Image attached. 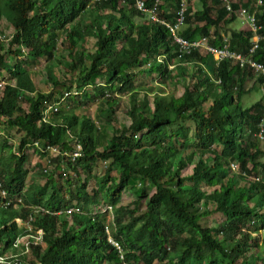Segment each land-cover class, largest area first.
Here are the masks:
<instances>
[{
    "label": "trees",
    "instance_id": "1",
    "mask_svg": "<svg viewBox=\"0 0 264 264\" xmlns=\"http://www.w3.org/2000/svg\"><path fill=\"white\" fill-rule=\"evenodd\" d=\"M199 1L200 9L188 6L181 34L187 38L207 35L210 42L220 44L225 24L229 46L247 52L252 31L226 27L234 11L227 10L222 0ZM178 2L163 0L158 13L171 18ZM243 5L254 9L256 0ZM237 7L234 3L233 8ZM82 13H87L86 18L81 19ZM136 15L143 13L132 2L118 6V0L0 3V27L5 17L13 28L6 52L16 58L9 62L0 54V71L3 68L9 75L0 94V115L22 132L20 146L29 139L43 145L59 143L67 149L74 138L82 144V155L64 160L75 173L73 188L50 184V191L45 185L26 190L29 153L16 155L11 150L13 164L0 163V178L9 195L23 197L17 207L0 205V253L12 250L22 230L15 218H25L32 205L57 210L75 203L86 213H35L33 225L42 228L43 242L31 245V254L24 258L41 264H120L118 250L104 230L105 212H89L93 206L111 204V234L122 246L126 261L264 264V253L256 256L249 250L256 246L264 226V96L246 106L242 103L249 90L246 81L254 77L259 86L263 77L230 59L216 63L203 49L178 59L167 27L146 18L136 21ZM255 15L260 38L252 57L264 61V0ZM60 33L61 45L70 57L68 68L78 78L74 85L78 92L65 98H70L73 107L101 96L106 103L101 113L111 125L118 102L115 92L129 93V123L120 128L111 125L114 131L108 138L89 114H78L75 108L67 111L59 106L50 121L42 118L43 100L52 92L37 90L24 65L39 57L52 59ZM89 38H93V48L88 49ZM170 63L175 66L169 68ZM137 66H146V72H155L163 81L182 82V93L155 92L151 99L147 92L138 93L134 87ZM48 76L57 83L51 71ZM66 88L70 90L71 85ZM261 128L263 138L258 135ZM61 160L53 157L55 168H60ZM98 160L108 163L102 174L93 175ZM231 161H237L247 175L262 173L263 177L246 178L232 171ZM189 164L191 172L183 174ZM114 165L118 175L111 173ZM82 170L88 173L80 180ZM90 176L94 180L88 190ZM133 176H139L144 185L131 204L122 205V191ZM147 185L154 188L151 193ZM213 211L223 213L224 219L213 225L203 222Z\"/></svg>",
    "mask_w": 264,
    "mask_h": 264
},
{
    "label": "rangeland",
    "instance_id": "2",
    "mask_svg": "<svg viewBox=\"0 0 264 264\" xmlns=\"http://www.w3.org/2000/svg\"><path fill=\"white\" fill-rule=\"evenodd\" d=\"M5 0H0V3L3 5ZM188 6L190 5V8L193 10H196L199 6H201L199 0H187ZM92 2H90V6L88 9H91ZM122 6V5H121ZM256 7V6H255ZM87 13L81 14V19L86 18ZM137 20H144L146 17H137ZM144 18V19H143ZM234 25L235 26H241L243 24L242 19L235 18L234 19ZM247 28V27H246ZM1 33H3L6 37V39L1 40L0 39V54L5 57V60L8 59L9 62H14L15 57L12 54H8L6 52L7 48V41L10 39V36L13 32L12 25L9 23V21L3 17L1 19ZM62 38V34L60 33L58 37V47L55 52V56L47 60L44 57L36 58L35 60L32 59L31 55L25 54L29 60L25 63V67L28 70L31 78L33 79L37 90L42 91L43 93L52 92L51 99L60 97L61 93L66 90V86L71 85V89H74V85L77 84L78 78L76 77V74L71 73V71L68 68V64L70 61V57L67 54V50H65L62 47V43L60 42ZM87 48H93V38H89V41L87 42ZM11 56V57H9ZM24 56V57H25ZM21 57V56H20ZM19 58V56H18ZM211 66V64H210ZM146 66L143 67H135V76H134V87L138 90V93H148V97L151 99L153 93L160 92L164 94L173 93L174 95L178 96L183 91V83L180 81H175L172 79H167L163 81L158 74L154 73H148L145 71ZM144 68V69H143ZM49 71H51V74L55 77V80H57V83H54V80L48 76ZM1 73L6 77H4L8 81V73L5 69L1 68ZM245 87L249 90L246 94H243L242 96V103L243 105H249L253 102H257L260 100L261 97V90L258 85H256L253 82V79H249ZM136 93V92H134ZM116 97L118 98V102L115 106V111L113 113L112 122L111 125H113V128L115 127H125L129 123V116L127 114V108L129 103V93H116ZM64 110H70L74 109V111L78 114H89L96 122L97 125L101 126V130L104 132L105 137H109L114 129L111 125H108L101 113V110L106 106V103L104 101V98L101 96H98L95 100L90 101L86 104L80 105L78 107H73V102L69 99H64L61 101L60 105ZM58 116H56L57 118ZM23 137L22 132L18 131L16 127L12 126V124L9 122L7 118H5L3 115H0V163L1 164H8L12 165L14 162V158L10 154V151L12 150V146L14 143H20L21 138ZM105 139V138H104ZM103 137L101 138L102 143L104 144L105 140ZM30 141V139L28 140ZM99 149H101V145L98 146ZM33 149L32 146H29V150L26 153H29L28 155V175L26 178V186L25 189L28 188L33 189L35 185H45L47 190L50 191L51 186L50 184H55L57 186H61L63 188H66L68 185L70 188H73L75 183H77V180L75 179V173L70 171V169H67V165L65 161L60 162L61 166L60 168H55L54 163L48 168L47 171H44V162H43V155L40 154L39 151H36L33 153L31 150ZM263 160L264 157H261ZM106 161L98 160L96 165L92 168V174L93 175H100L103 173V170L107 166ZM232 169V168H231ZM192 170V164H189L185 168L182 169L183 174L190 173ZM232 171L237 172L236 170L232 169ZM88 172H85L82 170L81 172V179L85 178ZM112 174L118 175L119 169L116 165L112 167ZM238 173V172H237ZM259 177H263L262 173H258ZM53 177L54 180H50V177ZM69 180H68V179ZM93 177L90 176V179L88 181L87 189H91L93 184ZM244 179H240V182L243 183ZM144 185L143 180L139 176H133L130 179V182L128 186L123 189L122 195L120 198V203L122 205L131 204L132 201L138 196L141 187ZM204 189H209L208 186L203 185ZM146 189H148V192L151 193L154 188L152 186L147 185ZM143 202L144 199L142 200ZM142 210H144V207H142ZM223 213L219 211H213L207 214L205 217H203V222L206 224H216L217 222H220L224 219ZM111 219L110 213H105V220ZM254 252V255L260 256L264 253V233H260L259 237L256 241V246H253L252 249H249ZM27 262L31 260H26ZM166 260L164 261H158L154 260L153 264H164Z\"/></svg>",
    "mask_w": 264,
    "mask_h": 264
},
{
    "label": "built area",
    "instance_id": "3",
    "mask_svg": "<svg viewBox=\"0 0 264 264\" xmlns=\"http://www.w3.org/2000/svg\"><path fill=\"white\" fill-rule=\"evenodd\" d=\"M132 2L134 7L139 10L146 19L150 21L159 22L165 25L168 29V33L172 42L176 45V54L177 58H182L185 54H189L196 49H203L205 52L212 55L213 59L217 63L222 59H230L233 63L238 64L239 66H248L250 67L256 75H261L263 80L259 84L262 96H264V61L256 60L252 57V54L255 48L258 45V40L260 38L259 28L260 24L257 23L255 10L249 9L243 5V0H222L225 8L229 11H234L240 16L245 18V21L248 25V28L252 31L251 36V45L249 46L247 52H242L240 50L233 49L229 46L228 37H221V43L215 44L210 42L209 36L201 35L194 38H187L181 34L183 23L185 21V15L188 8L187 0H179L177 7L174 11V15L171 18L161 16L159 12V5L162 0H152L148 3L147 0H118V6L124 5L126 3ZM261 2V0H256V6ZM238 3L236 9L233 8V4ZM0 39H6L5 35L0 31ZM26 52L28 49L23 48ZM156 60L161 61L162 56L157 55ZM174 63L169 64V68L174 67ZM102 83L101 81H98ZM6 83L4 75L0 71V94L2 93L3 87ZM78 90H64L60 97L50 98L46 97L43 100L42 104V118L45 121H50V115L58 110V107L62 100H64L70 93H77ZM264 110V103H263ZM260 138H263L262 128L258 132ZM29 146H32V152L37 150L42 152L44 162V171H47L48 168L53 164V157L60 156L61 162L65 159L74 161L78 156L82 155V144L76 138L73 139L71 143V149L64 148L61 144H45L43 145L38 139L25 141L21 146L20 143H14L12 145V151L16 155H20L29 150ZM230 168L236 170L242 175H246V178L259 179V176L247 175V173L239 168V163L237 161L230 162ZM23 202V197L21 195H9L8 189H6L0 178V205L3 207H8L12 205L13 207L19 206ZM113 206L111 204H105L101 207L93 206L89 212L91 214L97 213L99 210L101 212L110 213L111 219L105 220L104 230L107 233V239L116 246L118 250L119 257L121 258L120 264H141L135 261H126L124 257L123 248L120 243L112 236L111 234V221L113 219L112 213ZM41 210L48 212L49 214H66L67 216L72 213H86V211L78 204H70L63 208L57 210L44 209L41 205L34 204L32 205L31 211L24 217H16L15 220L18 225L21 227V231L17 234L12 242V250H9L5 253H0V264H41L38 260L33 262L26 261L27 258H24V255L31 254V245L40 244L43 242V230L39 226L33 225V220L35 213L40 212ZM260 233H264V226L260 227ZM113 264V263H108Z\"/></svg>",
    "mask_w": 264,
    "mask_h": 264
},
{
    "label": "crops",
    "instance_id": "4",
    "mask_svg": "<svg viewBox=\"0 0 264 264\" xmlns=\"http://www.w3.org/2000/svg\"><path fill=\"white\" fill-rule=\"evenodd\" d=\"M244 1H246L247 2V0H243V2ZM161 3H163V0H162V2ZM257 7V6H256ZM255 7V8H256ZM201 8V6H199L197 9H200ZM252 10V9H251ZM235 13V12H234ZM144 15H139V17H143ZM138 17V16H137ZM235 18H240V19H242V21H243V24L241 25V26H235L234 25V19ZM144 19V18H143ZM135 20L136 21H142V20H137V18L135 17ZM226 27L229 29V28H246V27H248V25H247V23H246V21H245V18L244 17H242V16H240L238 13H235V17L232 19V20H230V21H228L227 23H226ZM1 28V27H0ZM220 35L223 37V36H227L226 35V33H225V24H223L222 26H221V31H220ZM251 79V78H250ZM252 79H253V82H254V77H252ZM249 80V79H248ZM247 80V81H248ZM246 81V82H247ZM12 147V146H11ZM33 153H35V152H33Z\"/></svg>",
    "mask_w": 264,
    "mask_h": 264
}]
</instances>
